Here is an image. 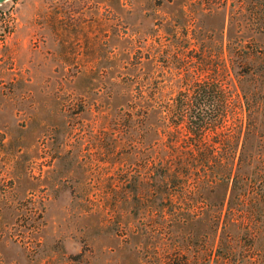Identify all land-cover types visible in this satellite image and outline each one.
<instances>
[{
    "label": "rangeland",
    "instance_id": "1",
    "mask_svg": "<svg viewBox=\"0 0 264 264\" xmlns=\"http://www.w3.org/2000/svg\"><path fill=\"white\" fill-rule=\"evenodd\" d=\"M261 28L264 0H0V264H217L211 222L148 212L157 130L211 64L248 85L230 59ZM248 243L228 264H264Z\"/></svg>",
    "mask_w": 264,
    "mask_h": 264
},
{
    "label": "trees",
    "instance_id": "2",
    "mask_svg": "<svg viewBox=\"0 0 264 264\" xmlns=\"http://www.w3.org/2000/svg\"><path fill=\"white\" fill-rule=\"evenodd\" d=\"M256 32L234 45L230 59L238 76H248V85L231 92L225 86L226 60L211 64V77L178 93L162 110L163 129L157 133L166 142L157 140L155 153L170 155L151 165L157 196L153 192L154 205L146 207L164 221L156 226L163 231L166 223L179 228L192 219L211 222L217 250L222 249L217 264L237 263L235 248L243 240L249 250L239 262L257 261L253 248L264 231V43L257 38H264V28ZM189 189L197 192L186 193ZM192 195H206L208 204ZM178 198L183 200L175 202Z\"/></svg>",
    "mask_w": 264,
    "mask_h": 264
},
{
    "label": "water",
    "instance_id": "3",
    "mask_svg": "<svg viewBox=\"0 0 264 264\" xmlns=\"http://www.w3.org/2000/svg\"><path fill=\"white\" fill-rule=\"evenodd\" d=\"M2 1V0H1Z\"/></svg>",
    "mask_w": 264,
    "mask_h": 264
}]
</instances>
